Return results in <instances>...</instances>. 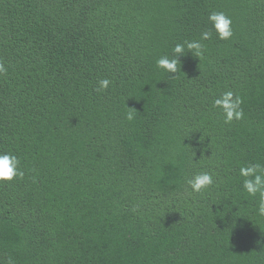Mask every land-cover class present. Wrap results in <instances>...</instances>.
<instances>
[{"label":"trees","instance_id":"16d2710c","mask_svg":"<svg viewBox=\"0 0 264 264\" xmlns=\"http://www.w3.org/2000/svg\"><path fill=\"white\" fill-rule=\"evenodd\" d=\"M213 11L232 38L158 70ZM0 63V152L25 173L0 181V261L264 264L238 176L264 162V0H0ZM227 90L244 100L231 124L212 107ZM197 171L216 179L201 194Z\"/></svg>","mask_w":264,"mask_h":264},{"label":"clouds","instance_id":"9594fccd","mask_svg":"<svg viewBox=\"0 0 264 264\" xmlns=\"http://www.w3.org/2000/svg\"><path fill=\"white\" fill-rule=\"evenodd\" d=\"M211 29L200 34L199 39L185 40L176 43L171 54L159 56L155 61V67L172 76L179 74L178 62L180 57L188 52L202 58L205 52L203 41L211 38L215 31L220 40H228L234 35L232 18L224 12L213 11L208 15ZM7 69L0 63V74ZM111 84L107 78L98 81L97 92L106 91ZM243 97L232 90L223 91L212 101V107L221 110L224 124H231L234 120L244 118ZM128 121L135 119V110L129 107L125 114ZM25 173L20 158L11 151L0 152V181H12L24 177ZM238 176L242 178V190L249 196L257 198L255 211L258 217H264V162L256 161L242 164L239 167ZM216 183L214 173L209 171H197L186 179V184L191 193L201 194L210 189ZM135 211V209H133ZM0 264H5L0 261ZM6 264H15V260L8 256Z\"/></svg>","mask_w":264,"mask_h":264}]
</instances>
